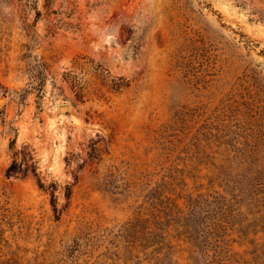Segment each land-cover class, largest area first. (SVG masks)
<instances>
[{"label":"rangeland","instance_id":"1","mask_svg":"<svg viewBox=\"0 0 264 264\" xmlns=\"http://www.w3.org/2000/svg\"><path fill=\"white\" fill-rule=\"evenodd\" d=\"M0 264H264V0H0Z\"/></svg>","mask_w":264,"mask_h":264},{"label":"trees","instance_id":"2","mask_svg":"<svg viewBox=\"0 0 264 264\" xmlns=\"http://www.w3.org/2000/svg\"><path fill=\"white\" fill-rule=\"evenodd\" d=\"M16 169H17L16 164H12V165L7 169V174H10L11 172L16 171ZM52 203H54V202H52ZM52 207H53V211L56 212V207H55L54 204L52 205Z\"/></svg>","mask_w":264,"mask_h":264},{"label":"water","instance_id":"3","mask_svg":"<svg viewBox=\"0 0 264 264\" xmlns=\"http://www.w3.org/2000/svg\"><path fill=\"white\" fill-rule=\"evenodd\" d=\"M66 110V106H60V112H63V111H65Z\"/></svg>","mask_w":264,"mask_h":264}]
</instances>
